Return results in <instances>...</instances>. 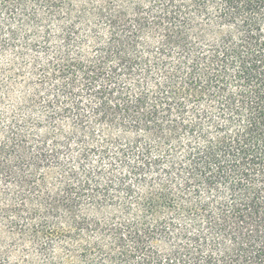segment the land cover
Instances as JSON below:
<instances>
[{
    "label": "trees",
    "instance_id": "1",
    "mask_svg": "<svg viewBox=\"0 0 264 264\" xmlns=\"http://www.w3.org/2000/svg\"><path fill=\"white\" fill-rule=\"evenodd\" d=\"M0 264H264V0H0Z\"/></svg>",
    "mask_w": 264,
    "mask_h": 264
}]
</instances>
